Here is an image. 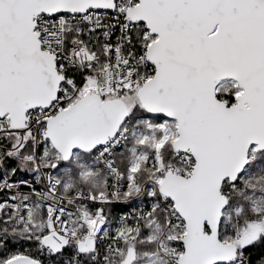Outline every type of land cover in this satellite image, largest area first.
<instances>
[{
	"label": "snow or ice",
	"instance_id": "snow-or-ice-1",
	"mask_svg": "<svg viewBox=\"0 0 264 264\" xmlns=\"http://www.w3.org/2000/svg\"><path fill=\"white\" fill-rule=\"evenodd\" d=\"M0 264H264V0H0Z\"/></svg>",
	"mask_w": 264,
	"mask_h": 264
},
{
	"label": "built area",
	"instance_id": "built-area-1",
	"mask_svg": "<svg viewBox=\"0 0 264 264\" xmlns=\"http://www.w3.org/2000/svg\"><path fill=\"white\" fill-rule=\"evenodd\" d=\"M116 211H119V209H115V210H113L114 213H115Z\"/></svg>",
	"mask_w": 264,
	"mask_h": 264
},
{
	"label": "trees",
	"instance_id": "trees-1",
	"mask_svg": "<svg viewBox=\"0 0 264 264\" xmlns=\"http://www.w3.org/2000/svg\"><path fill=\"white\" fill-rule=\"evenodd\" d=\"M113 210H115V209H113Z\"/></svg>",
	"mask_w": 264,
	"mask_h": 264
}]
</instances>
